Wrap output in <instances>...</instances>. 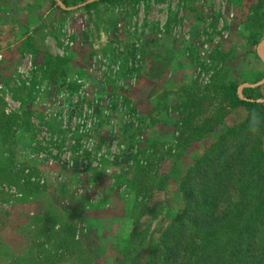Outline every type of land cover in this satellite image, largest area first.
<instances>
[{
  "label": "rangeland",
  "instance_id": "374dc122",
  "mask_svg": "<svg viewBox=\"0 0 264 264\" xmlns=\"http://www.w3.org/2000/svg\"><path fill=\"white\" fill-rule=\"evenodd\" d=\"M62 1L0 51V113H15L0 124L14 176L0 180V264H143L199 153L226 127H264L262 107L223 91L264 99V0ZM144 162L161 189L135 219Z\"/></svg>",
  "mask_w": 264,
  "mask_h": 264
},
{
  "label": "trees",
  "instance_id": "16d2710c",
  "mask_svg": "<svg viewBox=\"0 0 264 264\" xmlns=\"http://www.w3.org/2000/svg\"><path fill=\"white\" fill-rule=\"evenodd\" d=\"M81 1L85 6L95 2ZM223 91L233 106L264 109V101L238 95L232 83L225 85ZM14 120L15 113H0L5 131L15 124ZM144 142L152 149L158 144L148 138ZM170 151L168 147L165 153L172 159L179 156V152ZM10 165L11 161L9 170L1 167L0 180L13 181ZM149 165L144 162L141 166L140 172L144 171L148 180V195L142 189L135 193L130 209V217L136 214L135 219L143 212L154 215L158 206L157 199L152 203L155 208L144 206L149 194L161 189L162 182L158 169L154 166L152 170ZM178 188L181 206L158 238L148 245L143 264H264V127H226L195 158L180 178ZM140 234L141 230L133 232V239L126 244L128 251Z\"/></svg>",
  "mask_w": 264,
  "mask_h": 264
},
{
  "label": "crops",
  "instance_id": "0c3cea01",
  "mask_svg": "<svg viewBox=\"0 0 264 264\" xmlns=\"http://www.w3.org/2000/svg\"><path fill=\"white\" fill-rule=\"evenodd\" d=\"M52 0H5L0 5V51L5 44L23 38L30 29L39 27ZM55 2H61L55 0ZM22 14V16H20ZM21 29V33L17 29ZM263 63V62H262ZM262 83V82H261ZM258 99V98H257Z\"/></svg>",
  "mask_w": 264,
  "mask_h": 264
},
{
  "label": "water",
  "instance_id": "95a60500",
  "mask_svg": "<svg viewBox=\"0 0 264 264\" xmlns=\"http://www.w3.org/2000/svg\"><path fill=\"white\" fill-rule=\"evenodd\" d=\"M261 61H262L263 64H264V58H263V57H261ZM263 81H264V76H263V78H262L260 81H258V82L255 83L254 85L259 84V83H261V82H263ZM256 101H264V99H256Z\"/></svg>",
  "mask_w": 264,
  "mask_h": 264
},
{
  "label": "clouds",
  "instance_id": "9594fccd",
  "mask_svg": "<svg viewBox=\"0 0 264 264\" xmlns=\"http://www.w3.org/2000/svg\"><path fill=\"white\" fill-rule=\"evenodd\" d=\"M252 126L250 125V128H251ZM256 131V130H255Z\"/></svg>",
  "mask_w": 264,
  "mask_h": 264
}]
</instances>
